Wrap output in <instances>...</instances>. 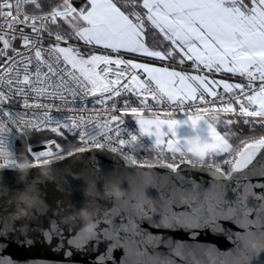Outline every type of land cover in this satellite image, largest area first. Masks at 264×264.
Wrapping results in <instances>:
<instances>
[{
    "label": "snow or ice",
    "instance_id": "6c2138e0",
    "mask_svg": "<svg viewBox=\"0 0 264 264\" xmlns=\"http://www.w3.org/2000/svg\"><path fill=\"white\" fill-rule=\"evenodd\" d=\"M182 111L186 121L175 118ZM127 114L139 136L154 137L145 155L137 135L120 138ZM200 121L210 142L177 136L181 123L196 129ZM13 130L21 139L28 131L29 140L45 137L38 150L29 142L22 150L37 173L42 164L109 152L135 170L166 169L177 181L167 203L156 197L151 208L122 206L119 223L98 217L91 238L76 231L80 222L68 224L70 238L58 225L42 232L45 240L59 238L63 264H72L73 249L96 252L102 244L96 264H133V255L134 264H186L197 251L206 264H264V0H0V150ZM0 169L15 164L0 160ZM84 169L99 178L98 167ZM182 172L210 173L213 186ZM9 204L0 215V252L22 238L31 247L28 234L40 230L7 215ZM149 228L193 240L205 231L234 236L236 246L221 253ZM0 264L19 262L3 256Z\"/></svg>",
    "mask_w": 264,
    "mask_h": 264
},
{
    "label": "water",
    "instance_id": "95a60500",
    "mask_svg": "<svg viewBox=\"0 0 264 264\" xmlns=\"http://www.w3.org/2000/svg\"><path fill=\"white\" fill-rule=\"evenodd\" d=\"M119 154L109 152L84 153L75 159H68L59 162L52 167L53 175L49 180L40 181V177L35 170L27 177H21L16 170L0 169V193L4 189L8 190V195L0 194V215H4L3 208L5 201H10L7 215L11 216L15 212V204L11 202L12 194L22 191L27 185L38 188L41 193L47 210L43 214H36L32 219L27 220L32 228L40 230L30 232L27 239H33L34 243L29 247L24 243L23 238L12 244L6 250L0 252V257L7 256L16 260L19 264H63L67 258L63 251L57 249L59 238L53 237L51 241L45 240L42 232H48L53 225H58L65 232L66 238L75 235L68 224L80 222L77 213L81 208L98 211V217L106 218L108 224L119 223L121 207L127 206L131 211L133 206L140 202L152 207V198L160 197L165 203L167 194L171 190L173 183L177 182L175 177L169 178L165 174L168 170L156 168L154 172L135 170L130 166H125ZM86 166L98 167L101 172L96 178L90 170L84 169ZM80 172V180L74 178ZM186 178L195 179L206 188L213 186V179L210 173H184ZM253 183L256 180L252 181ZM115 190V196L112 195ZM216 191L219 189L216 188ZM256 191H259L258 189ZM147 193V195H146ZM231 196L232 194L229 193ZM74 206V207H73ZM69 216L71 220H65ZM224 227L231 229L233 233L241 231L234 223L222 221ZM148 227L147 223L142 225ZM80 227V223H79ZM107 227L101 224V228ZM79 229V228H78ZM76 229V231H78ZM152 232H163L164 235L173 240L184 241L195 246L196 244L215 245L221 253H227L235 245V237L229 238L227 235H213L205 231L196 240L191 239L186 233L180 231H170L167 229H152ZM105 238H115L112 232H103ZM24 246H21V244ZM104 245H100L96 252L77 251L73 249L71 257L72 264H96L95 256L98 252L104 251ZM143 246H141L142 248ZM156 252L172 255L171 249L157 247ZM150 254H154L151 253ZM114 255L122 257V250H116ZM137 258L133 255L130 260L135 262ZM259 259V257H257ZM207 258L200 252H195L191 257L186 258V264H206Z\"/></svg>",
    "mask_w": 264,
    "mask_h": 264
},
{
    "label": "clouds",
    "instance_id": "9594fccd",
    "mask_svg": "<svg viewBox=\"0 0 264 264\" xmlns=\"http://www.w3.org/2000/svg\"><path fill=\"white\" fill-rule=\"evenodd\" d=\"M15 170L21 177L27 178L32 173L33 163L27 158H22L15 162ZM38 175L41 182L49 180L53 175L52 167L42 164ZM0 194L7 196L8 190L4 189ZM112 195L115 196V190H113ZM11 202L15 204L14 214L20 219H32L36 214H43L47 210V205L38 188L31 185H27L24 190L12 194ZM76 215L80 221L78 232L82 237H93L99 227L97 224L98 211L81 208Z\"/></svg>",
    "mask_w": 264,
    "mask_h": 264
},
{
    "label": "built area",
    "instance_id": "2783aa9c",
    "mask_svg": "<svg viewBox=\"0 0 264 264\" xmlns=\"http://www.w3.org/2000/svg\"><path fill=\"white\" fill-rule=\"evenodd\" d=\"M7 107V106H5ZM88 110H93V106L91 104V98H89V101L86 105V112ZM94 111L100 112L102 115L104 113V108L102 106L96 105ZM176 117H185L187 116L186 112H177ZM120 132V138L127 139L130 135H137L138 139L140 140V146L138 148V155H145L152 145V141L146 136H139V126L135 120V118L131 114L124 115L123 121L120 124L119 127ZM31 135V132H25L23 133V139H21L20 136H18L15 131L13 130L10 133L4 134V140L6 142V146L0 150V160H8L11 159L13 163L18 160L19 158V152H18V142L20 140H26L28 142V137ZM72 139V137H69ZM39 147H42L40 145H34L33 151L38 150Z\"/></svg>",
    "mask_w": 264,
    "mask_h": 264
},
{
    "label": "crops",
    "instance_id": "0c3cea01",
    "mask_svg": "<svg viewBox=\"0 0 264 264\" xmlns=\"http://www.w3.org/2000/svg\"><path fill=\"white\" fill-rule=\"evenodd\" d=\"M175 118L178 121H186L187 116H185V117H176L175 116ZM207 127L208 126L204 121H200L198 124V128H196V129H193L189 123H181L176 129V133H177V136L180 138H187V137H191L193 135H198L202 141H209L210 142V137L208 136ZM217 130H220L219 126H217ZM147 137L153 142L154 137H149V136H147Z\"/></svg>",
    "mask_w": 264,
    "mask_h": 264
},
{
    "label": "trees",
    "instance_id": "16d2710c",
    "mask_svg": "<svg viewBox=\"0 0 264 264\" xmlns=\"http://www.w3.org/2000/svg\"><path fill=\"white\" fill-rule=\"evenodd\" d=\"M48 135H50V134H48ZM31 136H32V134L29 135L28 140H29V138H30ZM43 138H45V137H42V136H39V135H37V136H33V138L30 139L28 142L31 143V144H33V145H36V141L42 140ZM69 141H71L72 143H75V142H76L75 140L70 139V138H69ZM65 143H67V142H65ZM26 144H27V141H26V140H20V141L18 142V152H19V158H18V160H20V159H22V158H27V159H29V158L24 154V152L22 151V150H23V147L26 146Z\"/></svg>",
    "mask_w": 264,
    "mask_h": 264
}]
</instances>
